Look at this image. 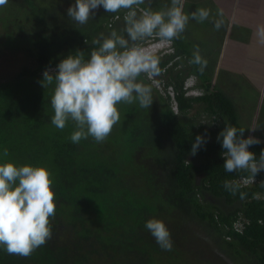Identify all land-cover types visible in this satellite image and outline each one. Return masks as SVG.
I'll return each mask as SVG.
<instances>
[{
  "label": "trees",
  "instance_id": "16d2710c",
  "mask_svg": "<svg viewBox=\"0 0 264 264\" xmlns=\"http://www.w3.org/2000/svg\"><path fill=\"white\" fill-rule=\"evenodd\" d=\"M74 3L75 0H8L7 3L12 5L11 9L37 14L34 19H26L29 21L14 31L38 23L42 25L11 38L19 39L20 44L18 46V42H14L17 43L15 47L32 58L34 63L20 74V83L12 81L0 84V156L7 148L9 159L19 157L20 166H36L41 165V162L48 166L51 169L52 189L57 198L55 216L50 217L51 238L29 257L10 255L0 246V264H179L180 259L189 260L175 254L167 261L168 256L158 255L162 251L155 245L156 240L150 232L139 229L138 224L132 225L130 231L129 220L136 209L135 206L131 207V202V217L126 219L125 226L118 219L120 215L118 218L114 216L120 210L116 203H121L122 210L127 199L122 198L123 193L117 190L115 184H120V179L113 168L118 164L116 161L136 168L134 161L137 162L138 153L141 154L144 145L146 147L141 157H145V166L141 163L139 171L143 177L145 173L150 182L153 180L148 174L153 172L159 182V185H153L159 204H149V198H143L144 209L152 212L151 218H159L162 212L170 222H174L178 231V227L182 231L183 225L193 220L190 227L208 229L215 239H221L222 247L229 253L233 252L241 264H264V182L243 185L240 189L246 193L243 200L239 192L234 196L223 187L224 181H238L241 177H247L248 173L225 171L221 155L224 150L217 141V135L225 127V122L237 128L243 125L233 98L225 93L220 84L214 83L210 64L207 62L203 73L198 71V65L189 64L195 45L186 29L179 39L172 41L175 54L158 57L162 72L155 80L162 86L164 95L156 97L160 91L152 85L151 79L142 75L140 79L152 88L151 107L141 108L138 102H134L125 108V115L114 135L118 133L120 137L121 133H127L131 136L133 132L136 136L134 146L127 151L129 156L119 154L114 156L115 162L106 160L101 163L104 165L97 168L101 175L88 176L84 183V176L76 174L80 167L79 161L63 164L52 154L43 152L41 146H36L42 118L54 87L50 85L44 89L38 82L42 79L43 71L45 68L55 69L61 59L70 53L75 55L79 50L84 52L86 60L89 59L91 51L98 47L93 44V40L100 37L101 33L107 36L115 30L113 18L118 14H122L120 18H123L125 12L107 13L101 6L94 10V17L84 25L77 24L74 30L75 22L66 15L68 7ZM147 4L148 0L141 7ZM159 5L158 1L151 0L153 9L163 7ZM43 8L46 12L41 11ZM60 16L63 17L47 22ZM15 18L20 17L16 15ZM34 31H40L41 36L33 35ZM191 75L199 80L197 87L202 90L199 96H188L184 90V82ZM28 81L36 84L34 90L25 86ZM169 88H172L173 96ZM155 99L157 103L151 115ZM35 101L39 102L40 111L29 119L30 105ZM173 101L178 106L179 114L172 109ZM193 109L197 110L199 116L209 118L214 123L213 129L207 130L204 123L195 126L194 119L187 117ZM151 116L154 135H148L146 139ZM159 127L164 133L158 130ZM197 135H205L207 142L195 155H190ZM248 136L249 132L245 128L244 138ZM153 144L159 146L156 155L160 158L158 162L164 165L148 157ZM95 146L101 149L105 147L101 144ZM249 150L258 159L264 144L251 145ZM146 159L152 162L147 164ZM154 165L166 166L167 169L161 171ZM90 166L88 172L95 169L94 163ZM257 176L264 179V171ZM110 187L114 188V193ZM218 199L225 201L226 209L217 204ZM85 200L87 205L82 203Z\"/></svg>",
  "mask_w": 264,
  "mask_h": 264
},
{
  "label": "clouds",
  "instance_id": "9594fccd",
  "mask_svg": "<svg viewBox=\"0 0 264 264\" xmlns=\"http://www.w3.org/2000/svg\"><path fill=\"white\" fill-rule=\"evenodd\" d=\"M7 3L8 0H0V7ZM145 3L146 0H75L68 7L67 16L79 25L86 24L94 17V10L101 6L107 13L125 10L123 29L112 30L107 36L101 33L94 39L93 44L98 47L91 51L89 59H85L82 50L75 55L70 53L55 69L45 68L38 81L44 89L54 85L50 101L54 109L51 123L63 130L68 121L74 122L75 130L70 136L74 144L88 137L97 143L104 142L120 120L117 105L121 103L138 102L141 108L149 109L153 103L152 88L140 77L145 75L156 82L155 77L162 72L158 59L162 43L169 49L170 43L181 37L190 19L203 23L211 16V10L204 7L186 14L185 0H170V4L160 9H153L151 0L146 7H141ZM216 15L220 18H213L212 23L219 31L224 25L223 11L218 10ZM257 36L264 42V25L257 26ZM189 64L198 65L200 73L207 66L198 45L194 46ZM156 83L160 86L158 81ZM184 86L186 91L194 88L193 84ZM169 92L173 95L172 88ZM247 128L255 131L259 127ZM244 132V127L237 128L225 122L217 135L224 150L221 155L225 171L248 173L238 181L223 183L232 195L239 192L241 200L246 198L241 187L255 183L257 174L264 171V150L258 159L249 150L251 145L261 141L252 135L244 138ZM206 142L205 135H197L190 155H195ZM8 157L5 148L0 159V246L10 255L29 257L52 235L50 217H54L56 211L53 181L46 167L18 166ZM145 228L162 250L171 251V234L162 220L151 218L146 221Z\"/></svg>",
  "mask_w": 264,
  "mask_h": 264
},
{
  "label": "rangeland",
  "instance_id": "374dc122",
  "mask_svg": "<svg viewBox=\"0 0 264 264\" xmlns=\"http://www.w3.org/2000/svg\"><path fill=\"white\" fill-rule=\"evenodd\" d=\"M226 1H229V2L239 1L243 3L244 6L251 5V3L253 4L252 2L253 0H226ZM254 2L256 3L257 0H254ZM11 8H12V5L10 4L9 5L6 4L5 6L0 7V84H6L12 81H14L15 84L20 83L19 82V80H21V78H19L20 74L26 68H31V66L34 63L32 58L23 54L22 50H18L17 47H15L17 46V43H14V42L17 41L18 46H19L20 44L19 39L16 38L13 40L11 39L12 38L11 35L15 33L14 30H18L20 26L25 25L26 22L29 21L26 19L28 18L34 19V17H37V14L34 15L33 13H27L24 10L17 11L16 9L14 8L11 9ZM45 10L46 9L43 8L41 11L46 12ZM186 11L189 12L188 10ZM16 15L20 18H15ZM62 15L65 17L67 14L66 15L62 14ZM63 16L56 17L50 20L48 19L47 21L52 22ZM18 19H22L21 21L23 22H21ZM190 22L191 24H193L191 25L193 28L192 29L193 31H188L190 34V37L193 40L194 45L199 46L201 54L206 59L209 58L213 60L214 62L213 67L216 68L217 70L210 67L211 72H212V77L215 83L220 84V82H218L219 81L218 79H221V78L217 77L216 74L218 73V71H219V74H222V70L224 72H227V69L225 67H222L221 69V67L218 64H216V57H217L216 52L220 49L221 42L223 40V32L215 30V28L214 27L212 28L211 25L204 28L203 30H200L199 27L194 25L195 23L201 24L200 22H197L196 20H194V23L193 21H190ZM208 23L211 24V21H208ZM244 26L245 25L235 26L239 29V31H232V33L240 35L244 41L249 42L250 40L249 31H252V30H248V28H245ZM39 32L40 31H34L32 33L33 35L41 36ZM228 39L232 40V35L230 33L228 35ZM23 44L24 43H22V45ZM224 44H225V40L223 41L222 46H224ZM257 44L263 45L264 42H262L259 38H257ZM154 49H157V47L155 46ZM222 76H224L222 77V80H224L228 86L234 87L232 82L225 78L226 75H222ZM147 78L149 80L152 79L149 77ZM192 80L193 79H190L189 81L191 82ZM151 83L153 86L157 87V89H160V86H158V83L154 81ZM35 85H36L35 83H30L29 81L28 83L25 84V86H29V89H33V90L36 88ZM238 86H240L243 89V91L246 90V88H249L247 86L246 88H244L242 87L243 85H238ZM223 88L230 94V96L234 94V91L231 87H223ZM52 89L53 90H52L51 96L53 95L54 87ZM240 94H241L240 99L243 100V102L248 103L250 105L256 104V101L258 98L256 95L258 94L255 91H253V89H251V93H250L251 97L247 96L248 98H246L245 94H242V93ZM38 95L39 94H35V96H38ZM50 101H51V98L48 101V105L46 107V113H44L43 118H42L43 124L39 132L37 144L38 145L44 144L46 147L53 149L56 153V158H58L63 164H69V162L76 163L79 161L80 167H79V170L76 172V174L80 177L84 176L83 181L88 176L101 175V171L98 170L97 168L104 165L101 163L110 159V157H113L112 154H114L115 156L119 154H128L129 156V152L127 151L131 150V147L134 146L133 144L136 138L133 132H131V136L128 135L127 133L126 134L121 133L119 137V144H120L119 148H118L119 145H117L119 135H116L111 142H108L107 140H105L102 143H97V142L95 143V140L92 137H88L87 139H82L79 143L74 144L70 139L72 132L75 130L74 122L68 121L66 124V127L63 130L56 128L51 123V118L54 115V109L52 108L48 109V106H51ZM35 102L36 103H32L30 105V115H28L29 119H32L33 114H37L40 111L39 102L37 101ZM261 109H262L261 116L263 118L260 119V123L257 126L259 128L256 129L257 130L256 136L261 139H264V107ZM193 115L196 120L195 126L198 125V123H204L207 127V130L213 129L214 127L213 122L209 120V118L207 119L205 115L199 116L198 114H196V109L192 110L191 113L188 114V117H192ZM241 124L243 125L244 128H247V125L244 122H242ZM49 127H50V131H49ZM146 134L154 135V128H152V119H150L148 123ZM96 144H101V146L103 147L108 144V151L110 154L105 151V147L102 149L97 148L95 146ZM144 147L146 146L144 145L143 148H141L140 150L141 154L145 151ZM158 151H159V146L154 145V144L149 150L151 154H148V157L152 158L155 161V163H161V162H158L160 158L158 155H156L158 154ZM139 154L140 152L138 153V156ZM1 159H2V156H1ZM18 159L19 157L11 158L13 162H15L18 166H20V163H19L20 159L19 160ZM144 159L145 157L142 159L138 158L137 161L138 163L140 162L141 164V163H144ZM149 162H152V161L146 159V163L149 164ZM91 163L95 164V169L92 172H88V168ZM134 165H136L135 166L136 168L131 169L130 175L132 178L130 181H131V185L134 184L135 186H137V188L135 189L136 192H134L133 187H132L131 192L125 191V193L121 194V197L127 199V201L125 202V205L122 210H121V203H116L120 207V210H118V212L115 213L114 216L118 218V216L120 215L121 218H118V219L120 220L121 223H124L123 225L125 226L127 222L124 220L125 218L124 208H128L131 202L132 203L131 207L133 208L135 206L136 209H134V212L131 214V216L133 215V217L130 216L131 218L129 220L128 229L132 231L133 229L132 225L138 224L139 229H145L147 232H149L145 228V224L147 220L151 219L152 212L144 209L143 198L145 199L149 198L148 200L149 204H153V203L159 204L157 193L155 192V187L153 186L154 184L159 185V182H158V178L157 179L155 178V174L153 172H149L148 174V177L151 178L153 182L148 181L146 179L145 173H143L144 174V177H143L141 172L138 171V166H137L136 161H134ZM144 166H145V163H144ZM155 168L161 171L167 169L166 166L165 167L157 166ZM124 172H125V169H124ZM133 174H135V178H133ZM139 174L140 176L137 177V175ZM159 174L160 176L162 175L161 172H159ZM261 181L264 182V179L257 177L255 178V183H251L249 185H255L257 182H261ZM115 185L119 189H122L121 188L122 184H115ZM54 194H55V199H56L57 195L56 193ZM262 197L264 198V195H262ZM224 202L225 201L223 199L217 200V204L223 208H225ZM82 203L84 205H87L86 200L82 201ZM92 206L95 207L96 205H92ZM138 206H140L141 208H138ZM73 211H74L73 214L75 215L74 208H73ZM158 216L159 218L157 219L162 220L165 223L166 227L169 229L170 234H171V239L173 241V247L171 251L162 250L161 247L157 244V242L155 244L162 251V253L161 254L158 253V255L165 256V257L168 256L169 259L167 258V261L170 260V258L176 254L179 257L189 258V260L180 259L179 264H241L233 252L229 253L227 250H225L222 247L221 239L220 238L215 239L213 237L212 232H210L208 229L205 230L202 226L200 227L198 226V228L190 227L194 223L193 220L190 221V224H184L183 225L184 230L182 231L178 227V229L180 230L178 231L175 228L174 222L173 221L170 222L166 218L164 213L160 212ZM183 234H185V236H183ZM219 240H220V243H219Z\"/></svg>",
  "mask_w": 264,
  "mask_h": 264
},
{
  "label": "crops",
  "instance_id": "0c3cea01",
  "mask_svg": "<svg viewBox=\"0 0 264 264\" xmlns=\"http://www.w3.org/2000/svg\"><path fill=\"white\" fill-rule=\"evenodd\" d=\"M156 1H158V3L160 4L159 6H164V5H166V3H170V0H156ZM252 2H253V4L251 3V5H245V6L243 5V3L239 2V1L229 2L226 0H185V3H184V11L186 14H189V15L191 14V12H193L194 10H196L197 8H200V7L208 8L211 10V16H210L209 20H206L201 24H197V23L194 24L195 26L199 27L200 30H203L204 28H206L210 25L213 28L214 26L212 23V19L213 18L219 19L220 17H218L216 15V13L218 10L223 11L224 25L219 30V31L223 32V40L221 42L220 49L216 52V55H217L216 64H218L221 67V69H222V67H225L227 69V72H224L222 70V74H219V71H218V73L216 75H217V77L221 78V79H218L219 80L218 82H220V87L225 91L226 94H228L230 96V94L223 87H231L233 89L234 94L230 97L233 98V103L235 104V106L237 108L240 123L244 122L247 125V127H257L259 125L260 119L263 118L261 116V112H262L261 108L264 107V44L263 45L257 44V38H258L257 26L258 25H264V0H257L256 3L253 0ZM253 6H254V8H253ZM186 10H188L189 12H187ZM120 15H122V14H118V15H116L115 18H113V20L115 22V30H117L118 32L121 29H123V27H124L123 18L117 19V16L121 17ZM190 21H193V23H194V19L189 20L188 25L186 27V31H193L192 30L193 28L191 26L193 24H191ZM208 21H211V24H209ZM36 25H40V23L35 24L31 27H34ZM76 25L77 24L75 23L74 24V30L76 28ZM239 25H245L244 26L245 28H248V30H252V31H249V34H250L249 42L244 41L240 35L232 33V31H239V29L237 27H235V26H239ZM31 27H29V28H31ZM33 29H35V28H33ZM33 29H31V30H33ZM25 32H28V31H19L18 33H16V35L18 36V35H21L22 33H25ZM229 33L232 35V40L228 39ZM97 38H99V37H97ZM189 39H191V37H189ZM224 40H225V44H224V46H222V43ZM70 41H71V39H70ZM70 41H69V43H70ZM170 44H171L170 48L166 49V44L162 43L163 50H162L160 57H163L164 55L175 54L174 43L171 42ZM254 53H256V54H254ZM219 57H221V58H219ZM206 60L210 64V67L214 68L213 67L214 66L213 60H211L209 58H207ZM209 60H210V62H209ZM214 69H216V68H214ZM222 75H226L225 78L227 80L231 81L232 84L234 85V87L228 86L227 83L224 80H222V77H224ZM190 79H193V80L190 82L189 81ZM213 81H214V79H213ZM198 82H199V80L194 75H191L188 78H186L184 85H187V86H190L191 84L194 85V88L192 89V91H188V90L186 91V94L188 96H199V95H201L202 90L197 87ZM216 84H218V83H216ZM237 84L243 85L242 87H244V88H246V86L249 88H246V90L243 91V89L240 86H238ZM251 89H253V91H255L258 94V95L255 94L258 97L256 104H252V105L245 103V102H243V100L240 99V95H241L240 93L245 94L246 98H248L247 96L251 97V95H250ZM158 90L160 92L156 95V97L160 94L164 95L163 90H162V86H160V89H158ZM184 90H186V86H184ZM171 96H173V95H171ZM156 103H157V99H155L151 115L154 114ZM173 104L175 105V107ZM50 105H51V103H50ZM128 105L129 104H125V103H121V104L117 105L119 113H120V120L113 127L110 135L106 138V140L108 142H111L113 140V138L115 137L114 133L119 128L120 121L123 119V117L125 115V108L126 107L128 108ZM51 108H52L51 106H48V109H51ZM172 109L176 114H179L178 106L174 101L172 103ZM191 111L189 113H191ZM196 114H197V110H196ZM187 117H188V115H187ZM152 118L153 117L151 116V119ZM190 118L194 119V123L196 122L194 115L192 117H188V119H190ZM158 130L163 132L160 127L158 128ZM246 130L249 132V135H252V136L258 138L261 141V143L264 144V139H261V138L256 136L257 130L250 131L248 128H246ZM117 135H118V133H117ZM147 136L148 135L146 134V139H147ZM118 138H119V136H118ZM118 144H119V140L117 141V145ZM36 146H38V144H36ZM39 146L42 147L43 152H48L49 154H52L56 158V153L53 149L46 147L44 144L39 145ZM35 150L38 152L37 148ZM105 151L107 153H109L108 144L105 146ZM142 154H140V156H138V158H142L141 157ZM112 155H113V157H110L108 162H115V157H114L115 155L114 154H112ZM0 159H1V156H0ZM8 159H9V157H8ZM44 160L46 162H48L45 158H44ZM116 162L118 164L113 168V170L117 173L116 175L120 179L119 182H120V184H122V187H121L122 189H119L117 187V190L121 193H125V191L131 192L132 187H133L134 192H136L135 189L137 188V186H135L134 184L131 185V181H130L132 178L130 175V172H131V169H133L134 167L131 164H127V163H124L121 161L120 162L116 161ZM139 164H140V162L138 163V171H139V166H140ZM36 166L46 167L51 174V169L48 166L43 165L42 162H41V165H36ZM124 169H125V172H124ZM135 174H133V178H135ZM138 176H140V174L137 175V177ZM51 177H52V175H51ZM85 181H86V179L83 182L85 183ZM110 189L114 193V191H115L114 188L110 187ZM103 192H105V191H103ZM124 215H125L124 220L126 221V219L130 217V205L128 206V208H124ZM153 218H155V217H153Z\"/></svg>",
  "mask_w": 264,
  "mask_h": 264
},
{
  "label": "water",
  "instance_id": "95a60500",
  "mask_svg": "<svg viewBox=\"0 0 264 264\" xmlns=\"http://www.w3.org/2000/svg\"><path fill=\"white\" fill-rule=\"evenodd\" d=\"M48 22V21H47ZM49 23V22H48ZM44 24V23H43ZM40 25H42V24H40ZM40 25H36V26H34V27H31V28H28V29H25V30H22V31H29V30H31V29H33V28H36V27H38V26H40Z\"/></svg>",
  "mask_w": 264,
  "mask_h": 264
},
{
  "label": "flooded vegetation",
  "instance_id": "af4514ba",
  "mask_svg": "<svg viewBox=\"0 0 264 264\" xmlns=\"http://www.w3.org/2000/svg\"><path fill=\"white\" fill-rule=\"evenodd\" d=\"M18 32H19V31H15V33H13V34L11 35V37L14 36V35H15L16 33H18ZM22 34H23V33H22Z\"/></svg>",
  "mask_w": 264,
  "mask_h": 264
}]
</instances>
